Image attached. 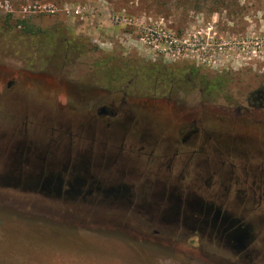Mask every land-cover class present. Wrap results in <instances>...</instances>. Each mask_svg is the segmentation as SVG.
Instances as JSON below:
<instances>
[{
    "label": "rangeland",
    "instance_id": "rangeland-1",
    "mask_svg": "<svg viewBox=\"0 0 264 264\" xmlns=\"http://www.w3.org/2000/svg\"><path fill=\"white\" fill-rule=\"evenodd\" d=\"M191 67L202 79V92L187 91ZM157 77L181 79L180 95L191 103L214 99L205 114L228 102L246 105L248 96L264 92V0L199 5L190 0H0V86L14 81L12 98H0V132L30 127L40 103L43 128L55 114L71 118L75 127L85 113L82 97L93 104L129 80V94L145 92ZM15 102L20 113L13 110ZM162 112L136 128L144 129V137L150 131L154 143L155 135L162 137V148L170 152L171 136L183 121ZM219 138L229 150L225 157L235 162L237 153L230 148L242 145L244 135ZM212 159L219 162L216 155ZM25 191L0 186V193L9 192V200L0 195V264H264V230L257 227L239 262L217 249L215 240L219 245L228 240L214 232L192 238L179 229L166 230V223L179 217L176 205L146 221L125 203L119 211L107 205L112 200L105 209H92ZM237 214L262 222L264 201L259 209ZM183 218L189 221V214Z\"/></svg>",
    "mask_w": 264,
    "mask_h": 264
},
{
    "label": "flooded vegetation",
    "instance_id": "flooded-vegetation-1",
    "mask_svg": "<svg viewBox=\"0 0 264 264\" xmlns=\"http://www.w3.org/2000/svg\"><path fill=\"white\" fill-rule=\"evenodd\" d=\"M189 74L187 83L192 85L187 91H204L197 68L191 67ZM13 82L0 86L2 100L12 98L9 90ZM220 82L214 80L213 84L220 86ZM129 83L126 89H107L108 96L93 104L90 97H82L85 113L75 127L71 118L55 114L49 127L43 128L45 107L40 103L35 109L39 116L27 122L30 127L1 131L0 186L29 189L25 191L29 195L56 201H80L76 203L92 209H105L106 202L112 200L107 205L119 211L125 203L146 221L176 205L179 217L167 222L166 230L179 229L192 238L203 237L206 230L214 232L228 240L224 245L215 240L217 249L243 262L253 227L264 230L260 217L259 222L254 218L244 221L237 214L259 209L264 201L263 90H258L255 98L248 96L244 106L232 107L228 102L205 114L203 110L214 99L191 103L180 95L181 79L160 81L157 77L148 91L135 90L134 94L128 92ZM15 108L19 113L23 110L19 103ZM165 109L183 121L171 136L174 144L170 152L162 148V137L155 135L154 143L150 131L144 137V129L136 128L143 120L162 117ZM230 132L245 137L242 145L235 146L238 150L230 148L237 153L235 162L227 160V144L219 138ZM215 155L218 163L212 159ZM225 166L230 168L228 172ZM48 175L52 180L49 191L36 183L37 176ZM0 195L9 200V192ZM187 214L189 221L183 218ZM244 228H248L247 235ZM235 229L242 241L230 235Z\"/></svg>",
    "mask_w": 264,
    "mask_h": 264
},
{
    "label": "water",
    "instance_id": "water-1",
    "mask_svg": "<svg viewBox=\"0 0 264 264\" xmlns=\"http://www.w3.org/2000/svg\"><path fill=\"white\" fill-rule=\"evenodd\" d=\"M32 179H34V177H32ZM28 182H29L28 184H34L33 181H28ZM51 182H52L51 176H49V175L48 176H37L36 177V183L40 184L41 188H43L44 190L49 191L51 189ZM243 231H245L244 232L245 235H247V233H249L247 228L244 229ZM230 235L233 236V237L235 236L234 239L236 240V238L238 236V230L237 229L233 230L230 233ZM237 240L239 242V241H242L243 238L242 237L241 238H237Z\"/></svg>",
    "mask_w": 264,
    "mask_h": 264
},
{
    "label": "trees",
    "instance_id": "trees-1",
    "mask_svg": "<svg viewBox=\"0 0 264 264\" xmlns=\"http://www.w3.org/2000/svg\"><path fill=\"white\" fill-rule=\"evenodd\" d=\"M190 1H193V3L199 5V4H203V3H206V2H209L210 4H212V3L214 4V3L220 2L221 0H190Z\"/></svg>",
    "mask_w": 264,
    "mask_h": 264
}]
</instances>
